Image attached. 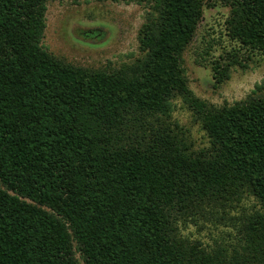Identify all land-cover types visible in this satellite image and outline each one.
<instances>
[{
  "label": "trees",
  "instance_id": "1",
  "mask_svg": "<svg viewBox=\"0 0 264 264\" xmlns=\"http://www.w3.org/2000/svg\"><path fill=\"white\" fill-rule=\"evenodd\" d=\"M48 1L0 0V264H264V81L231 104L195 96L182 54L203 0H110L147 6L137 53L112 68L45 48ZM225 2L215 85L264 57V0ZM176 100L204 147L171 119ZM245 196L259 210L230 217L232 254L179 233Z\"/></svg>",
  "mask_w": 264,
  "mask_h": 264
},
{
  "label": "rangeland",
  "instance_id": "2",
  "mask_svg": "<svg viewBox=\"0 0 264 264\" xmlns=\"http://www.w3.org/2000/svg\"><path fill=\"white\" fill-rule=\"evenodd\" d=\"M46 7L42 44L54 56L77 66L112 68L130 61L129 55L137 53V31L144 21L146 4L51 0ZM228 13L225 0H203L202 17L182 54L189 88L195 96L216 106L242 100L256 83L264 81V57L247 58L243 54L247 67H231L230 77L215 85L211 62L224 50L230 51L234 44L226 36ZM175 103L171 119L179 123L196 148L204 147L207 139L191 112L180 100ZM254 210H259L255 199L245 196L238 203L208 207L200 214L184 218L178 230L207 250L222 249L230 255L240 245V235L230 217Z\"/></svg>",
  "mask_w": 264,
  "mask_h": 264
}]
</instances>
